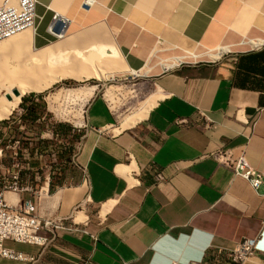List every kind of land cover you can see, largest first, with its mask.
Returning a JSON list of instances; mask_svg holds the SVG:
<instances>
[{"label": "crops", "instance_id": "0c3cea01", "mask_svg": "<svg viewBox=\"0 0 264 264\" xmlns=\"http://www.w3.org/2000/svg\"><path fill=\"white\" fill-rule=\"evenodd\" d=\"M53 13L70 20L62 38L49 30ZM37 15L36 48L63 44L71 55L76 43L103 62V78L120 72L139 77L137 112L162 97L125 129L108 97L112 87L101 94L100 84L92 85L86 101L74 94L81 109L87 102L79 122L60 119L48 103L56 121L84 132L69 183L50 191L51 164L58 158L49 145L45 155L21 166L46 164L41 188L6 197L14 206L31 197L39 216L60 217L73 229L48 233L46 245L7 241L34 260L0 257V264H222L219 249L258 233L257 253L243 264H264V184L257 191L213 156L231 149L264 170V44L249 43H264V0H38ZM164 41L185 53L161 58L157 46ZM222 46L232 50L212 61L207 53ZM202 48L208 51L198 52ZM181 56L193 62L163 67ZM20 125L16 119L2 134L10 136ZM4 137L0 190L20 170L4 163ZM42 138L52 140L54 132L46 130ZM9 143L18 151V141Z\"/></svg>", "mask_w": 264, "mask_h": 264}, {"label": "bare ground", "instance_id": "6f19581e", "mask_svg": "<svg viewBox=\"0 0 264 264\" xmlns=\"http://www.w3.org/2000/svg\"><path fill=\"white\" fill-rule=\"evenodd\" d=\"M58 22L63 25L60 30L55 31L51 29V25L49 30L52 34L62 38L65 36L64 31L70 20L62 15V18ZM36 30L37 25L32 29L23 31L0 42V121L8 118L13 113L19 106L24 95L31 92H43L60 79L73 78L84 81L93 77L103 78L105 76L107 69L104 68L103 71L100 70L98 72L91 68L90 65H92L93 59L87 56L88 52L83 57H77L74 56L77 50L74 49L73 51L72 48L73 52L71 55H68L65 53L69 47L63 44L53 46L49 49L39 50L32 44V39L35 36L34 31L36 33ZM249 43L252 48L264 44L259 39L249 40ZM231 50L229 46H222L218 47L214 52H208L207 56L212 61H216L223 54ZM110 53L112 54V50ZM62 54L66 56L61 57ZM194 57L198 58L197 56ZM187 59L188 56L175 57L171 61H163L162 65L166 69L177 67L181 63L187 62ZM71 64L75 65L74 69H72ZM94 90L95 86L71 88L69 89V94H76L78 98L86 101L93 95ZM76 95H73V97ZM159 97L161 98L162 96L158 95L152 100L150 99L144 110L140 111L139 109L140 112L125 117L121 128L131 127L146 117L150 109L158 103L157 100ZM116 130L118 131L120 129Z\"/></svg>", "mask_w": 264, "mask_h": 264}, {"label": "built area", "instance_id": "2783aa9c", "mask_svg": "<svg viewBox=\"0 0 264 264\" xmlns=\"http://www.w3.org/2000/svg\"><path fill=\"white\" fill-rule=\"evenodd\" d=\"M19 3H29V10H19ZM38 0H6V5L0 6V42L7 40L36 25ZM62 15L55 13L51 29L60 30ZM261 46V45H260ZM214 158L234 173L249 181L257 191L264 184V170L250 164L245 153L236 158L231 149H225L213 154ZM17 178V176H15ZM162 178V175H158ZM8 191H32L30 187L20 188L16 183L0 190V257L33 261L34 257L25 255L17 249L6 245L7 241L46 245L49 242L48 233L56 230H71L60 217L43 218L37 214V205L32 199H25L14 206L7 200ZM261 233L254 237H246L233 249H219L217 257L225 260L222 264H243L248 258L257 253ZM192 264H214L210 262H194ZM216 264V263H215Z\"/></svg>", "mask_w": 264, "mask_h": 264}, {"label": "trees", "instance_id": "16d2710c", "mask_svg": "<svg viewBox=\"0 0 264 264\" xmlns=\"http://www.w3.org/2000/svg\"><path fill=\"white\" fill-rule=\"evenodd\" d=\"M47 92H31L22 97L20 106L15 110L11 119L0 122V138L4 137L3 129L13 125L16 119L22 120V125L15 126V133L4 137V163L13 166L16 170L10 175L7 187L17 184L21 189L30 187L32 191L39 190L44 182V168L46 164L36 167L21 166L31 164L30 159L36 155H45L49 145H53L58 161L52 165V182L50 191L53 193L57 187L69 183L72 157L76 155V144L80 142L84 132H74V126L69 122L56 121L55 115L49 110ZM43 121L44 124H39ZM25 127L23 129L22 127ZM30 128V129H29ZM22 129V130H21ZM52 130L54 139H43V132ZM31 132V134H29ZM18 141V151H11L7 147ZM50 155V153H48ZM55 172V173H54ZM17 176V178L15 177ZM26 192V191H25ZM219 264L218 262H216Z\"/></svg>", "mask_w": 264, "mask_h": 264}, {"label": "rangeland", "instance_id": "374dc122", "mask_svg": "<svg viewBox=\"0 0 264 264\" xmlns=\"http://www.w3.org/2000/svg\"><path fill=\"white\" fill-rule=\"evenodd\" d=\"M1 4V3H0ZM6 5V0L3 1V3L0 6ZM19 10H29V3H19ZM54 17V13L50 15V19L52 22ZM67 17V16H66ZM49 22V23H50ZM71 33V32H70ZM81 32H79L80 34ZM35 34V31H34ZM78 33L75 32V34L71 35H77ZM70 37V34L66 36L63 39H58L56 40V43L61 42L62 40ZM59 38V37H58ZM74 41H77V37L74 36L72 38ZM32 44L34 45V37L32 39ZM76 52L74 56L80 57V56H85L87 55V49L85 46L84 47H79L78 44L75 43ZM38 48V47H37ZM33 49V48H32ZM39 49V48H38ZM40 50V49H39ZM81 52H80V51ZM157 50L160 52L158 55L161 58H171L175 55H180L184 54L185 52L180 48L178 45H173L169 44L167 42H162L159 43L157 46ZM201 51L198 52H203V51H208V49H200ZM229 54V53H228ZM65 54H62L61 57H65ZM91 57L89 54L87 55ZM95 61V63H94ZM154 63H157L160 61L159 57L154 56L153 57ZM86 62V61H83ZM193 61H188L181 63L187 64L191 63ZM200 62V61H198ZM73 63V62H72ZM92 69L96 71H103V62L97 60L96 58L93 59L92 65H90ZM160 68L161 66L158 65ZM72 69L75 68L74 64H71ZM176 68V67H175ZM116 69H122L117 67ZM140 78L139 77H131L129 76V73L127 72H120L117 73L115 76H108V78H90L86 79L84 81L76 80L73 78H63L60 79L59 81L55 82L50 88L45 90L44 92H47V99L50 103L51 109L59 116L60 119L62 120H69V121H78V118H82L84 115V108H85V103L83 108L81 109V101H77L76 96L73 97L74 94H69V89L71 88H78V87H90L95 84H100V93L103 94L109 87H112L113 90H109L108 97L111 100V103L114 105L115 112L118 115V120H120V124L124 122L125 117L133 115L137 112L136 107L137 104L142 100V97H139L137 94V88L134 84L139 83ZM1 96V94H0ZM76 98V99H75ZM75 99V100H74ZM74 100V101H73ZM76 101V102H75ZM124 105L125 108L118 109L117 106ZM122 127V126H121ZM123 129V128H121ZM18 144V143H16ZM19 145V144H18ZM25 192V191H24ZM33 192V191H31ZM31 197H27L26 199H29Z\"/></svg>", "mask_w": 264, "mask_h": 264}]
</instances>
